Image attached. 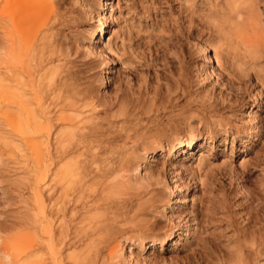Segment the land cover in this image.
<instances>
[{"label":"rangeland","instance_id":"rangeland-1","mask_svg":"<svg viewBox=\"0 0 264 264\" xmlns=\"http://www.w3.org/2000/svg\"><path fill=\"white\" fill-rule=\"evenodd\" d=\"M216 1L104 0L107 2L104 8L99 6L100 0H58L63 6L60 5L62 9H66L67 15L60 42L64 48L68 44L70 46L69 58L74 62L71 65L76 70L79 68L86 79L93 80L96 87L101 84L98 88L101 92L107 91L115 96L116 91H126L135 102L141 97L140 114L135 110L136 118H132L141 122L143 117V120L139 124L130 120L128 126L135 122V129L138 130H134L135 125L132 124L131 130L137 132L131 131L134 139L126 141L129 146L134 143L131 142L135 138L144 142L145 148L137 140L138 143H135L137 146L139 144V151L143 150L140 151L145 156L142 161H151L154 177L151 185L143 190L142 197L138 199L148 207L152 205L149 208L147 205L145 208L143 206L141 213L149 226L141 218V214L139 217L142 221L138 217L134 225L143 229L145 242L148 243V240L168 234L175 220L181 222L184 229L192 223L189 231L191 233L185 235V231L181 230L177 241L173 239L175 243L172 241L165 249L154 250L162 259L160 264H264V0H237L241 6H251L256 19L255 31L248 35L253 41L247 50L242 46L236 50V46L229 42L228 31L220 26L223 17L216 14L224 5L216 6ZM103 10L113 12L106 20L108 25L98 44L105 52L114 51L113 48L116 50L114 54L106 52L109 58L117 53L107 66L99 65V59L92 55L86 56L85 51L90 33L94 32L96 35L95 16L98 11ZM88 11H92V16ZM203 42L210 47V55L214 56L215 51L217 53L216 59L213 58L207 65L203 54L197 48V44ZM109 47L112 48L108 50ZM207 67L214 71L209 79L204 78ZM155 95L157 99L153 105L154 111L151 107L152 112L149 114L148 106L154 104L151 103V97ZM144 108L149 118L145 116ZM245 113L250 116L243 115ZM150 116L154 121H148ZM115 124L114 130L117 128ZM148 126L154 128L152 136ZM192 127L198 128L199 135L202 136H199V141L204 144L201 148L205 152L203 160H197L201 151L198 146L193 152H184L181 158L173 159L172 162L170 160L166 166V157L162 151L155 149V141L188 134ZM161 128L165 129L160 130ZM154 130L155 135L159 133V137L154 135ZM137 133L138 136H135ZM139 133L144 134L143 138ZM145 138L148 142L142 141ZM0 148L1 153L5 147L0 145ZM9 161L4 159L2 165L0 162L1 183H8L10 186L6 185V190L0 187V225L4 227L9 224L13 228L14 225L19 226L20 221L25 218L24 204L20 202L19 195L20 189L24 191L25 183L21 184V180L25 173L21 169L17 171L16 168L14 172L12 167L19 168L21 163L18 165L13 160ZM182 164L187 167L183 168ZM180 167L183 168L182 171ZM3 170L7 172L4 174ZM13 173H16L15 176ZM14 177L22 178L15 182ZM166 178L183 187L176 199L165 185ZM13 181L15 187L11 186ZM18 182L20 184L15 185ZM155 192L157 196L152 200L156 204L152 200H148V204L147 199H151ZM145 197L147 203L144 201ZM172 206L175 216L179 213L174 216V221L168 220ZM146 219L151 220L148 222ZM152 220L154 223L150 225ZM139 221L142 224H137ZM123 225L121 226L128 227L127 225L132 224ZM5 228H8L6 231L16 230L15 226L13 229H9L10 226ZM8 233L10 232H6ZM122 244L126 245L127 250L131 247L139 251L138 243L130 239L123 237ZM147 250L148 248L144 256L149 254L150 251Z\"/></svg>","mask_w":264,"mask_h":264},{"label":"bare ground","instance_id":"bare-ground-1","mask_svg":"<svg viewBox=\"0 0 264 264\" xmlns=\"http://www.w3.org/2000/svg\"><path fill=\"white\" fill-rule=\"evenodd\" d=\"M106 3L100 0L99 6L105 8ZM60 5L58 0H0V145L5 147L0 153V162L2 165L3 160L7 159L18 165L21 163L19 168H12L17 171L21 169L26 175L23 181L21 180V184L25 183L24 188L20 185L24 193L20 189L19 194L20 202L24 204L25 218H22L18 228L13 224L16 228L14 232L6 231L8 228H5L10 226L9 229H13V225V228L5 223L7 226L0 225V264H160L162 259L154 250L165 249L173 239L176 240L181 230L185 231V235L191 233L189 231L192 223L184 229L181 222H175L179 213L175 216L172 206L173 211L169 212L168 220H175V224L172 223L168 234L148 240L149 244L145 242L143 229L134 225L143 212V206L145 208L147 205L138 199L142 197L143 190L151 185L154 177L151 161H142L145 156L141 154L143 150L139 151V144L137 146L135 143L138 139L131 140L135 145L130 146L126 141L134 139L132 134L137 132L131 130L130 126L134 124L133 129L138 130L135 127L143 120V117L140 118L143 110L139 115L141 97L135 102L129 98L126 91H116L115 96L107 91L101 92L98 89L101 84L97 82L96 87L93 80L86 79L79 68L76 70V67L71 65L73 61L69 58L70 46L68 44L67 48H64L60 40L67 23L66 9H62L63 6ZM222 5L224 7L216 12L223 17L221 28L228 31V40L236 46V50L240 46L247 50L253 41L248 35L255 31L256 25L252 7L241 6L237 0L216 1V6ZM88 12L92 16V11ZM98 12L95 16L96 35L90 31L85 51L86 56L97 57L99 65L107 66L117 53L111 55V58L106 54H114L116 50L113 48L114 51H111L112 47H109L110 51L106 53L98 43L106 31V20L113 11ZM84 37L83 39L86 38ZM219 45L221 46V43ZM208 47L204 42L197 44L198 52L203 54L206 65L212 62L213 58L216 59L217 55L216 51L214 56L210 55ZM212 70L205 68L203 77L211 78L214 72ZM151 99L154 104L150 103L149 110L155 105L156 95ZM145 107L148 109L146 104ZM146 109L144 108L145 116ZM135 110L139 113L141 122L136 121ZM149 110L148 113L151 114L154 108ZM243 115L250 116L249 113ZM134 116L135 118H132ZM130 120L138 123L132 122L128 126ZM151 120L153 119L150 116L148 121ZM114 124L119 129L114 130ZM149 129L151 135L154 128ZM163 129L165 128L160 130ZM153 133L155 135V130ZM247 133L251 134L250 131ZM136 135L138 136V133ZM199 136L198 128L192 127L188 134H178L174 139L159 138L155 141V149L165 155L167 166L166 163L169 164L170 160L172 162L184 152H193L198 146L199 149L204 147L199 141ZM145 139L142 141L148 142ZM143 143V147H146ZM204 155L205 152L201 149L197 157L198 162L203 160ZM185 167L187 166L183 168ZM183 168L180 167V170ZM181 171L178 170L180 174ZM5 172L7 171L3 173ZM21 178L14 177V181H20ZM167 179L165 185L176 199L183 187L176 181ZM1 181L0 179V187L6 190L8 183L5 185ZM14 181L11 186H14ZM18 184L20 183H15ZM155 196L156 192L147 202ZM144 201L147 203L146 197ZM152 202L155 203L153 200ZM146 207L149 208L148 205ZM160 213L163 215V212ZM141 218L145 221L144 215ZM141 218L139 217L140 221ZM140 221L137 224H142ZM152 222L154 223L152 220L150 225ZM120 224L132 225L122 227ZM123 237L137 242L139 251L131 247L127 250L126 245L122 244ZM146 248L150 252L144 256Z\"/></svg>","mask_w":264,"mask_h":264}]
</instances>
